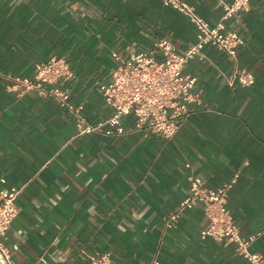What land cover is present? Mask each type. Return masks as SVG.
I'll list each match as a JSON object with an SVG mask.
<instances>
[{"label": "crops", "instance_id": "obj_1", "mask_svg": "<svg viewBox=\"0 0 264 264\" xmlns=\"http://www.w3.org/2000/svg\"><path fill=\"white\" fill-rule=\"evenodd\" d=\"M215 26L219 0H183ZM231 2L232 0H223ZM244 41L235 59L206 46L186 63L196 77L197 101L175 136L79 135L57 101L35 91H9V77L31 78L34 66L65 58L75 77L70 101L91 124L112 109L101 86L116 61L147 51L159 39L179 51L196 41L190 20L162 0H0V188H17L19 212L0 240L14 264H87L110 253L112 264H250L236 244L202 239L201 205L173 227L165 218L185 199L189 177L216 190L233 179L226 207L241 239L264 257V0L225 21ZM160 59V55L156 56ZM251 73V86H229L234 70ZM127 129L134 124L125 119Z\"/></svg>", "mask_w": 264, "mask_h": 264}, {"label": "built area", "instance_id": "obj_2", "mask_svg": "<svg viewBox=\"0 0 264 264\" xmlns=\"http://www.w3.org/2000/svg\"><path fill=\"white\" fill-rule=\"evenodd\" d=\"M222 3L223 16L218 24L210 25L198 15L196 9L183 0H162L185 15L193 24L196 41L184 51H179L169 39H159L147 51L131 52L122 58L113 53L116 61L109 84L101 86L104 102L112 109L110 117L97 124H91L83 116V105L70 101V84L75 73L65 58L51 57L34 66L31 78L9 77V91H35L42 97H50L65 108L75 119L79 135L101 133L124 136L131 132H150L165 140L172 139L182 122L189 116V104L197 101L194 92L197 79L184 74L186 63L194 58H203V49L213 47L235 59L243 39L234 31L225 29V21L238 17L250 6V0H232ZM160 55V59L156 56ZM226 83L233 86H251L254 76L245 70H234L225 76ZM132 117L133 127L127 129L124 121ZM236 179L216 190L209 189L205 182L196 176L189 177L190 189L177 209L165 218L166 227H173L187 210L201 205L208 227L200 233L202 239L211 238L219 243L236 244V253L250 264H264V257L250 250L255 237L243 240L239 227L226 207L228 194ZM0 183H5L0 179ZM20 194L17 188H0V236L9 230L19 209L16 199ZM87 264H112L111 254L96 253L87 257ZM40 258L36 264L44 263ZM0 264H14L11 251L0 240ZM148 264H160L156 256Z\"/></svg>", "mask_w": 264, "mask_h": 264}]
</instances>
